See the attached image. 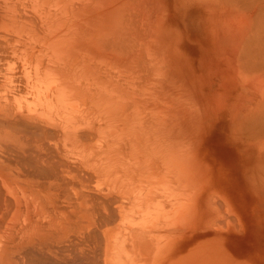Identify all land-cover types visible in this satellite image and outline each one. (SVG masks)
I'll list each match as a JSON object with an SVG mask.
<instances>
[{
  "label": "bare ground",
  "instance_id": "bare-ground-1",
  "mask_svg": "<svg viewBox=\"0 0 264 264\" xmlns=\"http://www.w3.org/2000/svg\"><path fill=\"white\" fill-rule=\"evenodd\" d=\"M0 264H264V0H0Z\"/></svg>",
  "mask_w": 264,
  "mask_h": 264
},
{
  "label": "rangeland",
  "instance_id": "rangeland-1",
  "mask_svg": "<svg viewBox=\"0 0 264 264\" xmlns=\"http://www.w3.org/2000/svg\"><path fill=\"white\" fill-rule=\"evenodd\" d=\"M192 18H196L200 21L199 16H195V18ZM194 21L195 20H193V22ZM178 50L182 52L183 55L178 56V59L177 57H175V75L183 84L187 83L186 78L188 79L190 75V77L195 76L199 78L200 81L202 80L200 87H196L198 88V90H196L198 94H202V92L205 90V84H208L207 80H209V77L211 75V62H207V57L200 59V52H202V49H199V46L197 45L195 46L189 43H181L178 46ZM206 133L207 134L204 141V146L207 149L210 158L216 163V165L224 164L225 166H227L228 170L231 169V166L233 165V161L235 159V151L233 150L234 146L231 145L226 137V128L222 126L216 127L214 125L213 127H209Z\"/></svg>",
  "mask_w": 264,
  "mask_h": 264
}]
</instances>
